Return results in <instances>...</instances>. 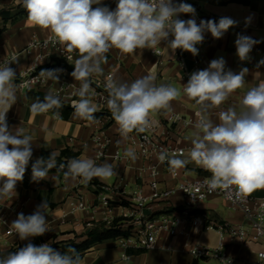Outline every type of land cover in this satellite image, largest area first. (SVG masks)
Masks as SVG:
<instances>
[{"label":"clouds","instance_id":"1","mask_svg":"<svg viewBox=\"0 0 264 264\" xmlns=\"http://www.w3.org/2000/svg\"><path fill=\"white\" fill-rule=\"evenodd\" d=\"M27 11L28 21L41 29L49 30L53 42L63 44L68 51L78 52L72 77L80 82L72 101L73 117L95 122L98 110L92 102L90 78L102 74V63L106 54L116 49L121 54H133L137 49H154L162 41L173 53L177 49L198 55L197 45L202 44L205 33L221 39L225 33L238 26L239 21L231 17H220L197 23L195 8L188 3L174 0H118L115 10L96 7L101 0H19ZM181 14L192 18L180 19ZM251 17L245 18V26ZM172 39H169V37ZM260 41L238 33L235 39L236 55L240 61L250 60L253 47ZM16 61L0 62V199L15 193L17 182L22 181L29 161L33 157V137L25 129L11 127L7 113L16 103V70L11 67ZM264 65L261 59L257 67ZM62 68L42 69L37 79L58 83ZM249 69L238 73L226 70L223 57L213 59L203 70L191 73L183 93L195 100L200 110L196 113L191 144L186 158L162 151L159 160L168 161L170 171L195 163L210 172L209 191L216 189L235 190L239 198L256 189L264 188V83L249 89L242 98L240 111L229 108L219 114L220 123L209 119V110L224 103L229 95L242 88ZM154 75H145L131 83L120 82L109 77L107 107L110 110L122 138L127 139L133 131L144 133L156 125L155 113L169 111L171 101L181 92L170 84L155 83ZM34 114L45 113L63 107L60 97L52 92L43 100L37 99L31 106ZM59 115V113H57ZM11 146V147H9ZM125 157L136 159L133 149H127ZM183 156V153H181ZM53 168L64 171L66 178L80 179L88 184L93 178L108 180L117 175L111 163L97 164L91 158H70L57 165V154L51 152L47 158L38 157L32 163V180L48 179ZM186 192V191H185ZM188 193V192H187ZM47 202L44 200L36 210L25 216L19 213L11 223L12 229L25 246L6 256H0V264H81L75 248L61 254L50 244L34 245L30 238L39 237L49 231L47 224Z\"/></svg>","mask_w":264,"mask_h":264},{"label":"crops","instance_id":"2","mask_svg":"<svg viewBox=\"0 0 264 264\" xmlns=\"http://www.w3.org/2000/svg\"><path fill=\"white\" fill-rule=\"evenodd\" d=\"M117 3L118 1L112 6V10L116 9ZM189 4L200 14L217 22L220 17L228 16L239 21V24L230 28V32H226L221 39H214L211 33H205L203 43L197 45L199 53L196 56L180 49L173 53L166 48L167 41H162L160 45L156 46L162 49L161 55L153 54L148 48L137 49L133 54H121L118 50L112 49L106 54V62L101 64L103 72L114 71L120 82L131 83L140 77L151 74L156 77L157 85L170 84L180 90L181 95L171 101L169 111L162 110L153 115V119L158 124L157 133L169 134V141L178 145L191 143L193 133L196 131L195 127L185 126L182 122H173L171 115L172 112L184 116L190 115L197 106L195 100L189 99L183 93V84L186 83L185 73L192 71L195 58L200 60L201 70L206 69L213 59L219 57L225 59L226 70L231 69L234 73H238L244 67L249 69L245 76L244 86L231 93L220 106L209 110V119L214 124L220 123L219 114L230 107L235 108L239 113L245 93L252 87L264 83V65L257 67L258 62L264 59V0H189ZM22 7L19 0H0V10L17 11ZM247 17H251V22L246 27L245 18ZM190 18H192L190 14H181L180 16V19L183 20ZM197 23L199 24L198 21ZM2 26H5V29L0 32V59L27 46L33 36L43 38L51 34L49 30L32 25L28 21L27 15L19 16L14 20L10 19L5 23L0 16V27ZM238 33L260 41L253 47L250 53L251 58L248 61L242 62L236 55L235 39ZM169 39L172 37L170 36ZM34 54L35 51L30 54L23 53L19 62L11 65L17 75L30 65ZM68 77L73 78L72 75L63 72L59 76L58 83L51 80L50 82L53 86H59L62 80L68 79ZM16 96V103L7 113V121L11 127L20 126L32 135L33 159L36 160L40 157L42 149L58 153L61 149L69 146L79 151L78 158H91L97 164L105 162L113 164L117 175L108 180L96 178L99 184L92 182L85 184L79 178L75 180L66 178L64 172L58 170L49 172L48 179L34 182L32 167L28 165L23 180L16 184L15 193L11 197L0 199L1 251L10 249L11 252H15L21 248L20 246L28 243V241H21L15 232L6 234V230L12 228L11 223L19 213H23L25 216L32 214L44 200L48 204L46 215L49 231L39 236L34 245L48 243L60 253L63 242L84 239L86 234L95 227L96 222L106 221L108 223L109 220L120 218L121 215L128 212V208L116 203L122 193L130 194L138 188H143L144 194L150 195L152 177L149 169H141L143 166L150 163L157 164L159 174L156 179L160 182V189L176 188L184 177L193 178L209 174L208 171L195 163H189L178 169V176H173L168 166L161 163L154 154L147 159L135 154V160L131 158L114 160L111 155L116 149L123 154L127 149L134 150L129 142V136L127 139L121 137L115 120L109 121L104 116L96 118L95 122H89L74 118L73 113L69 119H64L60 114L57 115V113L49 111L34 114L31 112L30 106L36 100L28 96L27 91L18 87ZM76 99H79L77 95ZM91 99L96 105L97 111L103 110L97 92H92ZM95 133L106 134L112 138V144L108 148L109 156L96 157L97 146L92 141V136ZM2 183L3 181H0V186ZM104 185H113L117 190L116 193L109 194L102 190L101 186ZM78 195L83 197L87 207L71 212V202L75 201V197ZM101 195L111 197V206L108 207L100 203L97 197ZM251 195L263 197L264 188L254 190ZM183 199L182 192L177 189L166 200L149 202L144 207L143 213L155 216L164 211H176ZM201 206L203 209L209 210L211 218L215 221L225 220L230 223L244 224L243 213L232 208L219 195L213 196ZM179 229L181 232L176 235L170 234L167 230H161L157 239V247L149 250L134 246L123 247L118 239L96 243L84 251L81 264H194L195 262L199 264L200 259H195L191 255L186 248V243L214 247L219 242V233L214 229L194 228L190 222H184ZM30 240L32 242L34 237ZM227 241L229 242L227 251L238 258V264H258L257 245L247 247L239 240L230 241L228 238Z\"/></svg>","mask_w":264,"mask_h":264},{"label":"built area","instance_id":"3","mask_svg":"<svg viewBox=\"0 0 264 264\" xmlns=\"http://www.w3.org/2000/svg\"><path fill=\"white\" fill-rule=\"evenodd\" d=\"M117 1L118 0H101L100 4H94L92 7L95 9L96 7L106 6L112 10V6ZM174 2H184L189 4V0H174ZM195 19L199 22L201 19L208 20L210 18L196 11ZM227 32H230V29ZM50 37L51 34L43 38L33 36L27 46L21 50L10 53L6 57L0 59V62L16 60L19 62L21 54H30L35 51L30 65L17 75V87L25 91L29 89L46 90L47 92H52L54 95L60 97L62 101L69 102L72 105V101L77 100L75 93L80 87V83L74 78L68 77V79H63L59 86H53L50 80L43 82L37 79L38 74L42 69L62 68L64 74L71 75L63 65L68 64L74 68L75 60L79 56L78 52L68 51L63 44L53 42ZM151 52L155 55H161L162 49L155 47L154 49H151ZM56 62L58 65L54 67H44L47 64H56ZM194 64L192 71L185 73L186 83L190 78L191 73L202 69L201 62L198 58L194 59ZM62 73H60L59 76ZM109 77H115L118 80L114 71H105L102 74H94L90 80L92 90L98 93L100 102L103 105V110L107 112L105 117L110 121L112 120V114L107 107L108 92L106 90V83ZM199 110V105H197L190 115L184 116L172 112V120L173 122H182L185 126L195 127V124L198 121L196 113ZM157 128L158 124L156 123L153 129L144 133L133 131L129 134V142L134 148L135 154L145 159L154 154L159 160L161 152L166 151L169 155L175 154L180 158H186L188 150L192 147V144H175L169 141V134L157 133ZM92 141L97 146V158H105L110 155L108 153V148L112 144V138L110 136L95 133L92 136ZM181 153H183V156H181ZM111 157L114 160L127 158L118 149L114 151ZM161 163L167 165L170 171V165L167 160ZM141 169L150 170V176L152 177L150 183L152 191L150 195L144 194L143 188H138L130 194L122 193L120 199L116 202L129 210L121 215V219L118 221V226L128 232L126 236L121 235L116 238L123 247L134 246L145 250L154 249L157 247V239L161 230H167L170 234L176 235L181 232L179 229L181 224L184 222H190L194 228L214 229L219 233V242L217 246L214 247L186 243L187 250L195 259H216L220 261L221 264H238V258L227 251V244L229 243L227 239L229 238L230 241L239 240L247 247L257 245V263L264 264V196L254 197L250 193L243 194L238 198L234 189L231 191L224 189L209 191L208 181L212 175L210 172L209 174L198 175L193 178L184 177L179 181L176 188L166 187L160 189V182L156 179V176L159 174L157 164L150 163L147 166H143ZM170 173L173 176L179 175L178 169L174 172L170 171ZM101 189L109 194L116 193L117 191L113 185H104L101 186ZM177 189L182 192L184 198L183 202L178 207V210L164 211L155 216L144 215L143 209L149 202L154 200H166L175 193ZM217 195L224 198L232 208L238 209L243 213L245 220L244 224L230 223L225 220L215 221L211 218V214L208 213L206 209H203L201 205ZM97 198L103 205L108 207L111 206L112 201L109 195H101ZM86 207L87 204L83 197L78 195L75 197V201L71 202L70 211L75 212L77 210L85 209ZM112 221L113 220H109L108 224L112 223ZM11 233H14L12 228L6 230V234Z\"/></svg>","mask_w":264,"mask_h":264},{"label":"trees","instance_id":"4","mask_svg":"<svg viewBox=\"0 0 264 264\" xmlns=\"http://www.w3.org/2000/svg\"><path fill=\"white\" fill-rule=\"evenodd\" d=\"M22 15H27V11L26 9H22V10H17V11H11L10 9H1L0 10V16L2 18V21L5 23L8 20L12 19H17L19 16ZM5 29V26L0 27V32L3 31ZM58 65V63L56 62V64L53 65H46L44 66L45 68H49V67H54ZM64 68H66L70 73H72L74 71V68L68 64H64L63 65ZM48 93L46 90H34V89H29L27 90V94L28 96L32 97L33 99L37 100H43L45 94ZM63 107L56 109L53 108L51 110H49V112L52 113H59L61 115L62 118L64 119H69V117L71 116V114L73 113L74 109L72 108V105L69 102H65L62 101ZM107 114V112L105 110H101V111H96L95 118H102ZM114 118L112 116V120L113 121ZM52 151L50 150H46V149H42L41 150V154L40 157H44L47 158L50 153ZM57 154V165H59L60 163H66V161L70 158H78L79 156V151L74 150L73 148L67 146L63 149H61ZM35 162V159L29 161V166L32 167V163ZM53 171H58V168H53L52 170H50V172ZM66 171V169L64 170ZM63 171V172H64ZM92 183L95 184H99L98 180L96 178H93ZM174 210V209H173ZM121 218H115L113 219L112 223L108 224L106 221H100V222H96L95 223V227L92 228L86 235V237L84 239L81 240H69L66 242H63L61 244V254H64L65 252H67V250L69 248H75L76 251L79 253L80 257H82L84 251H86L88 248H90L92 245L99 243V242H103L106 240H112V239H116L117 237L121 236V235H127L128 232H126L125 230L121 229L118 226V221ZM39 237H34V240L32 241V243L34 244V242L38 239ZM25 245H22L20 247H23ZM12 250H5V251H1L0 250V256H4L6 254H8L9 252H11ZM139 251H141V249H139ZM143 251V250H142ZM194 264H197L196 262Z\"/></svg>","mask_w":264,"mask_h":264},{"label":"rangeland","instance_id":"5","mask_svg":"<svg viewBox=\"0 0 264 264\" xmlns=\"http://www.w3.org/2000/svg\"><path fill=\"white\" fill-rule=\"evenodd\" d=\"M22 9H24V8L23 7L19 8V10H22ZM207 211H208V213H210L209 210H207ZM213 260H215V261H213ZM210 261H212V262H210ZM198 263L199 264H221L220 261H218V260L216 261V259H212V260L200 259Z\"/></svg>","mask_w":264,"mask_h":264}]
</instances>
